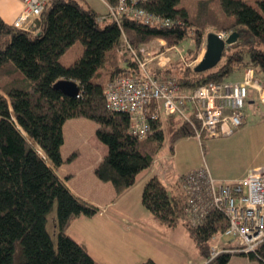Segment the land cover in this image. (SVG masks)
<instances>
[{
  "label": "trees",
  "instance_id": "obj_1",
  "mask_svg": "<svg viewBox=\"0 0 264 264\" xmlns=\"http://www.w3.org/2000/svg\"><path fill=\"white\" fill-rule=\"evenodd\" d=\"M138 5L170 23L144 24L126 14L119 23L107 16L98 20L102 13L80 0H50L26 28L0 18V264H100L67 232L78 216L99 211L73 194L54 170L64 161L60 147L67 119L82 116L97 123L95 134L107 152L95 174L109 181L117 195L151 164L165 132L171 145L193 135L180 116L168 114L151 121V143L156 145L149 148L129 131L126 112L106 106L105 85L115 77L139 73L127 45L139 55L171 47L169 62L151 66L150 72L159 81L175 80L183 90L221 81L238 67L264 74V0H144ZM208 26L217 33L237 31L239 37L226 45L217 64L195 71L190 63L203 46ZM186 38L191 46L181 54L176 46ZM158 39L170 45H157ZM76 41L82 45L80 55L64 63L62 56ZM59 79L77 82L78 95L55 88ZM179 186L169 193L153 174L142 186L141 204L159 223L171 227L182 222L205 260L225 218L214 211L192 224L184 210L181 182ZM54 204L56 246L46 227ZM230 255L219 253L211 264H226ZM248 255L264 264V242L256 255ZM140 264L157 263L147 259Z\"/></svg>",
  "mask_w": 264,
  "mask_h": 264
},
{
  "label": "built area",
  "instance_id": "obj_2",
  "mask_svg": "<svg viewBox=\"0 0 264 264\" xmlns=\"http://www.w3.org/2000/svg\"><path fill=\"white\" fill-rule=\"evenodd\" d=\"M21 1L22 9L12 24L26 28L28 22L38 16L50 0ZM103 1L108 9L107 14L117 23L121 14L144 24L167 26L170 23L168 18L148 12L138 5L139 1L144 0H117L116 4ZM107 14L102 13L97 19L103 20L108 17ZM219 34L224 38L228 32ZM127 47L139 73L111 79L104 87V100L110 110L128 114L129 131L140 140L152 134L151 121L168 114H176L187 122L193 130L192 136L199 141L202 137L230 135L242 125L249 88L259 90L252 68L247 67L238 80H209L183 90L175 80L159 81L151 74L150 66L155 58L151 51H142L144 55H139L129 45ZM261 99L264 96L261 95ZM181 185L186 194L184 210L189 221L196 225L212 212H220L225 222L219 233L232 237L230 239L234 241L232 245H212L202 264H211L222 252L257 254V248L264 242V164L253 166L242 177L232 180L213 177L203 164L184 174Z\"/></svg>",
  "mask_w": 264,
  "mask_h": 264
},
{
  "label": "crops",
  "instance_id": "obj_3",
  "mask_svg": "<svg viewBox=\"0 0 264 264\" xmlns=\"http://www.w3.org/2000/svg\"><path fill=\"white\" fill-rule=\"evenodd\" d=\"M21 9V0H0V18L7 23H12ZM152 55H155V58L152 60L151 66H161L156 64V57L158 55ZM160 64H162V62ZM255 76L256 72L254 77ZM256 78L257 77H255V79ZM256 80L259 83V90L250 87L246 99L249 98L248 101L250 102L253 98L249 97V94L253 93L254 97L256 96L255 98L258 97L259 100L264 102V99H261V95L264 96V83L261 82V80ZM243 116V126L241 127L240 125V127L234 130L230 135L234 136L236 131L239 133L241 132L240 137L243 139L241 142L242 146L244 145L242 148L244 149L245 154H250L249 159L246 158L245 160H241L238 155L233 154L232 151L240 152L238 151V148L235 149L233 143L225 144L222 148H217L219 147V144H213L210 141L209 144H207L209 152L210 149H212V152L209 161L204 164L207 166L211 175L217 179L232 180L239 178L242 177L249 168L264 164V159L259 157V152L261 151V148L259 149V136L262 135H259V130L254 132L251 131L249 126H252L253 123H249V125L245 124L247 117L246 113H244V108ZM90 121L91 119L89 120V118L77 116L69 118L63 123V143L60 147V153L64 161L54 170L56 174L64 180L73 194L96 205L99 208V211L92 216H78L71 222L67 232L74 239L83 244L93 259L100 264H110L109 259L105 257L104 250L100 248L103 247L105 243L111 245L115 256L122 254L124 260L123 264H140L147 259H152L158 263V261L152 257L151 252L145 248V244L152 243V236L154 231L157 230V225L164 224L153 219L150 211L142 204V207L138 204H136L137 207H132V199L129 197L130 194L128 193L135 185H141L142 187L144 182L151 175L156 174L152 173L150 169L154 164L155 154H158L163 148V142L165 141V138H167V135L164 133L162 144L154 153L151 164L136 176L135 182L131 187L117 195L109 181H102L95 174V167L106 154L107 146L97 138L95 135L97 125L93 124L94 121ZM262 125V134L264 135V124ZM84 126L86 127L85 129ZM68 132H71L72 134L71 141L68 140ZM212 138L213 137L208 139L210 140ZM224 157L226 159H224ZM76 158L81 160L79 164L78 162L76 163ZM200 166L201 164H195L190 170ZM76 177H78L77 179L82 184L81 190L76 185ZM175 188L176 186L174 189ZM138 199L141 203V196L135 194L133 198L135 203H138ZM97 215L101 216L99 222L96 224L99 232V239L94 244L85 237L84 234L86 232L77 227V222L83 221L85 224V222L93 220ZM183 227L185 228L184 225ZM90 237L92 236L90 235ZM192 241L200 255L197 264H202L204 261L203 255L195 241L193 239ZM226 243L232 245L234 241L225 238V235L220 233H216L211 240V246L214 244L224 246ZM111 260L113 264L117 263L115 258H111Z\"/></svg>",
  "mask_w": 264,
  "mask_h": 264
},
{
  "label": "rangeland",
  "instance_id": "obj_4",
  "mask_svg": "<svg viewBox=\"0 0 264 264\" xmlns=\"http://www.w3.org/2000/svg\"><path fill=\"white\" fill-rule=\"evenodd\" d=\"M80 1L84 5L92 7L94 10H96L99 13H104V14L108 13V9L103 0H80ZM110 18L111 17L108 15L107 19L109 20ZM210 30H214V27L208 26L206 32ZM161 40L162 43H160V39L156 40L157 45H165V44L170 45L169 41L165 39H161ZM190 46H191V40L190 38H186L183 39L181 42H179L178 47L176 46V48L179 49L180 53L182 54ZM204 49H205V34H204L203 46L199 51V53L197 54V56H195V58L192 59V62L190 63L191 66H194V64L200 59ZM81 50H82L81 43L79 41H76L71 47L68 48L66 53L62 56V61L64 63L72 62L76 57L80 55ZM170 50H172V48L167 47V48H163L162 51L158 52L157 55L159 56H157L156 64H158L157 62H162L163 64L161 66H163L167 62H169L170 53H171ZM246 69L247 67L244 68L238 67L233 69L232 73L229 76L225 77V80L231 81V80L240 79ZM255 72H256L255 77H257L256 79L261 80V82L264 83V74L253 69V75H255ZM249 97H252L253 99H251V101L249 102L248 101L249 98H247L243 107L244 113H246V117H247L245 124L249 125V123H253L252 126H249V128H251V131L254 132L256 130H259V135H262L259 136V149L261 148V151L259 152V157L264 159V135L262 134V127H263L262 124H264V102L262 100H259L258 97L255 98L256 96L254 97L253 93H250ZM90 122H93V120H91ZM93 124L97 125L95 121L93 122ZM242 126L243 124L241 125V127ZM85 128L86 127L84 126V129ZM165 134L167 135L166 132ZM240 134L241 132L239 133L236 131L234 133V136L233 135L232 136L226 135L219 137L217 136V137H213L210 140L207 137H202L201 141H199L194 136H189V137L186 136L176 140L173 143V145L168 143V138H165V141L163 142L164 143L163 148L160 150V152H158V154H155L154 164L152 165L150 170L152 171V173H156L158 175L159 179L166 187L167 191L170 193L175 186L180 187L179 185L182 176L184 175V173L190 170V168L193 165L195 164L203 165L204 163H207V161H209L212 152L211 151L212 149H210L209 152V149L207 147L209 141L212 142L213 144H219L218 145L219 147L217 148H222L225 146V144L233 143L235 145V149L238 148L239 149L238 151H240V152L232 151L233 154L238 155V157L241 160H245L246 158L249 159L250 154H245V151L242 148L244 145L242 146L241 141H243V139L242 137H240ZM67 135H68V140L71 141L72 139L71 132H68ZM151 140L152 138L150 136L141 141L144 144H146L149 148H154L156 143H153L154 144L153 145L151 143ZM224 159L226 158L224 157ZM77 162L79 164L81 160H78V158H76V163ZM77 178L78 177L75 178V182L76 185L81 190L82 184ZM141 190H142L141 185H135L133 189H131V191L128 193L130 194L129 197L132 199V203H131L132 207L133 206L137 207L136 204L142 207L141 203L139 202V199H138V203H135V201L133 200L135 194H139V196H141ZM90 194H95V193H90ZM55 214H56V205L54 204L52 210L47 215L46 227L51 235L53 244L56 246V234L54 233ZM100 217L101 216L97 215L96 217H94L93 220L85 222V224L83 221L77 222V227H79V229H81L82 231L86 232L84 234L85 237L94 244L99 239V232L96 224L99 222ZM157 226H158L156 227L157 230L154 231L152 236V243L145 244V248L149 250L151 252L152 257H154V259L158 261V263L155 261L157 264H197L198 263L199 261L198 259L200 258L199 257L200 255L197 251L194 242L187 234L181 222L171 227L165 224L157 225ZM90 235L92 237H90ZM225 238L230 239L232 237L225 235ZM100 248L104 250L105 257L109 259L110 264H113L111 258H115L117 260V263L119 264L124 263L122 254H120L119 256H115L114 251L112 250L110 244L105 243L103 247ZM226 264H259V262L256 258H251L248 254L231 253Z\"/></svg>",
  "mask_w": 264,
  "mask_h": 264
},
{
  "label": "water",
  "instance_id": "obj_5",
  "mask_svg": "<svg viewBox=\"0 0 264 264\" xmlns=\"http://www.w3.org/2000/svg\"><path fill=\"white\" fill-rule=\"evenodd\" d=\"M239 37V32L231 31L226 37L219 33L209 31L205 35V49L200 59L194 64L195 71H204L213 67L220 60L226 45L232 44ZM53 86L69 96H76L79 93L77 82L71 79H59Z\"/></svg>",
  "mask_w": 264,
  "mask_h": 264
}]
</instances>
